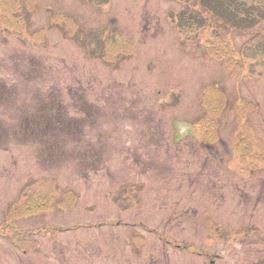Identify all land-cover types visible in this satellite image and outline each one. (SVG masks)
I'll use <instances>...</instances> for the list:
<instances>
[{"label": "rangeland", "instance_id": "374dc122", "mask_svg": "<svg viewBox=\"0 0 264 264\" xmlns=\"http://www.w3.org/2000/svg\"><path fill=\"white\" fill-rule=\"evenodd\" d=\"M198 6L0 0V264H264V19Z\"/></svg>", "mask_w": 264, "mask_h": 264}, {"label": "trees", "instance_id": "16d2710c", "mask_svg": "<svg viewBox=\"0 0 264 264\" xmlns=\"http://www.w3.org/2000/svg\"><path fill=\"white\" fill-rule=\"evenodd\" d=\"M198 1H199L198 8L202 6L204 9L203 11L199 9L198 12L203 13V14L207 13L206 16L204 15L205 18L207 16H211L210 19H212L213 17L216 20L224 21L226 24H229L231 28H234L236 31L251 29L255 26L256 20L264 19L262 13L258 11V9H256L252 5H247V2H245L244 0L243 1L209 0V2H207L206 0H198ZM98 44H99V49H101L102 47L101 38L98 39ZM246 107L247 106H244V108ZM237 110H238V107H237ZM246 134L248 135L247 137L245 136ZM246 134L244 135V137L246 139H250L248 132Z\"/></svg>", "mask_w": 264, "mask_h": 264}, {"label": "bare ground", "instance_id": "6f19581e", "mask_svg": "<svg viewBox=\"0 0 264 264\" xmlns=\"http://www.w3.org/2000/svg\"><path fill=\"white\" fill-rule=\"evenodd\" d=\"M219 90H220V88H219ZM221 92H219L218 93V96H219V94H220ZM214 104H216V103H214ZM240 107V104L238 105V108ZM216 128V127H215ZM217 130V129H216ZM247 133V132H246ZM246 133H244V134H246ZM249 134V133H248ZM246 137L248 136L247 134L245 135ZM250 136V135H249ZM239 143H241L242 145H241V149L242 150H244V151H241V154H244V155H247V153L246 152H251V151H248L247 149H246V139H245V137H241L240 138V141H239ZM246 151V152H245Z\"/></svg>", "mask_w": 264, "mask_h": 264}, {"label": "water", "instance_id": "95a60500", "mask_svg": "<svg viewBox=\"0 0 264 264\" xmlns=\"http://www.w3.org/2000/svg\"><path fill=\"white\" fill-rule=\"evenodd\" d=\"M178 129H179V127H178ZM188 134V133H187Z\"/></svg>", "mask_w": 264, "mask_h": 264}]
</instances>
